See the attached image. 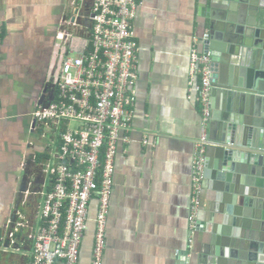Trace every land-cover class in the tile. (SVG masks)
<instances>
[{"label":"crops","instance_id":"obj_1","mask_svg":"<svg viewBox=\"0 0 264 264\" xmlns=\"http://www.w3.org/2000/svg\"><path fill=\"white\" fill-rule=\"evenodd\" d=\"M91 4L92 0H0V264H7V258L9 264H23L32 251L31 243L19 242L21 249L15 250L6 245L8 225L19 220L16 209H21L27 226L17 236L24 240L36 234L43 194L51 187L45 162L59 149L48 132L45 137L31 132L32 116L50 88L63 50L60 44L74 55L84 49L92 25L86 13ZM207 4L145 0L133 21L140 48L137 101L131 143L120 144L116 157L104 264H200L204 234L195 233L189 251L188 218L202 118L188 84L195 40L202 50L200 14ZM60 33L67 35L66 44L58 40ZM262 55L252 49V68L259 67ZM145 140L150 145L145 146ZM215 197L206 183L200 221ZM96 209L93 203L92 219ZM94 234L91 221L80 264L93 263Z\"/></svg>","mask_w":264,"mask_h":264},{"label":"built area","instance_id":"obj_2","mask_svg":"<svg viewBox=\"0 0 264 264\" xmlns=\"http://www.w3.org/2000/svg\"><path fill=\"white\" fill-rule=\"evenodd\" d=\"M144 1L92 0V25L82 52L74 55L60 44L63 50L48 88L54 96L47 94L50 99L33 113L31 125L32 133L45 137L48 132L59 143L57 153L45 162L51 187L43 194L40 226L36 234L19 238L18 230L27 226L21 209L19 220L8 225L13 250L19 242L31 243L28 264H80L91 221L95 224L92 264H104L116 157L120 144L131 143L140 52L133 21ZM57 38L67 43L65 33ZM189 67V89L202 118L191 181V251L203 208L212 120V55L199 48L198 40L191 48ZM143 143L150 145L148 140ZM93 203L97 206L94 219Z\"/></svg>","mask_w":264,"mask_h":264},{"label":"water","instance_id":"obj_3","mask_svg":"<svg viewBox=\"0 0 264 264\" xmlns=\"http://www.w3.org/2000/svg\"><path fill=\"white\" fill-rule=\"evenodd\" d=\"M205 2L199 41L212 55L213 89L204 178L216 197L198 219L199 263L264 264V0ZM252 49L263 54L256 69Z\"/></svg>","mask_w":264,"mask_h":264},{"label":"flooded vegetation","instance_id":"obj_4","mask_svg":"<svg viewBox=\"0 0 264 264\" xmlns=\"http://www.w3.org/2000/svg\"><path fill=\"white\" fill-rule=\"evenodd\" d=\"M91 8H92V4H91V7H90V6L87 7V9H86V13L91 14V13H90V12H91ZM89 14H88L87 16H89ZM37 160H38V159H37V157H36V161H37ZM23 264H28V258H24Z\"/></svg>","mask_w":264,"mask_h":264}]
</instances>
